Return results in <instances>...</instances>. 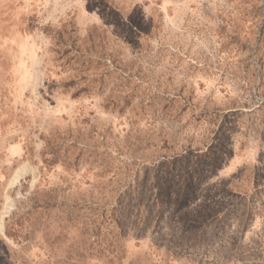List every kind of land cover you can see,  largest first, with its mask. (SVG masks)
I'll return each instance as SVG.
<instances>
[{
	"label": "rangeland",
	"instance_id": "obj_1",
	"mask_svg": "<svg viewBox=\"0 0 264 264\" xmlns=\"http://www.w3.org/2000/svg\"><path fill=\"white\" fill-rule=\"evenodd\" d=\"M0 264H264V0H0Z\"/></svg>",
	"mask_w": 264,
	"mask_h": 264
}]
</instances>
